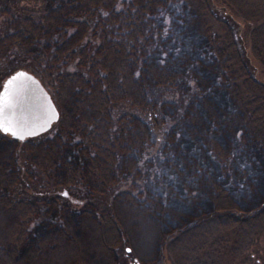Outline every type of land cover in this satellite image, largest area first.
Returning <instances> with one entry per match:
<instances>
[{"label":"trees","instance_id":"16d2710c","mask_svg":"<svg viewBox=\"0 0 264 264\" xmlns=\"http://www.w3.org/2000/svg\"><path fill=\"white\" fill-rule=\"evenodd\" d=\"M15 1L0 0V10L6 8L5 11L8 12ZM165 1L120 0L123 5L116 7V0H40L41 6L37 12L26 9L24 0H19V13H10L5 18L8 24H12V28L4 24L0 30V54L8 49L24 52L25 55L35 51L33 56L38 61L43 56L47 57L46 65L74 60L84 72H56L51 78L54 83L49 93L58 109V118L53 123L50 134H43L46 130L19 141L0 132V264H40L41 259L48 258L49 264H61L73 258L85 264L108 263L107 253L113 250L119 236L123 235L125 222L122 220V211L127 207L124 200L134 199L135 196L127 190L119 191L111 197L109 205L100 207V215L71 213L70 219L60 212L66 219L64 224H44L38 231L32 228L37 221L32 227L29 225V219L36 210L33 201L8 194L19 180V168L15 163L16 147L20 146L28 162L47 179L52 180L54 185L81 181L91 191L105 192L118 179V172L131 165L130 161L122 162L127 147L142 150L144 140L140 139V135L143 130L141 127H145V120L153 127L160 126L162 121L158 116L159 108L164 109L168 104L174 103L162 94L170 90L174 76L165 70H157L153 56L163 52L164 59L157 65L160 69L172 59L170 63L179 68H184L186 63L192 61L183 54V50L187 51L186 47L190 44L182 45L180 40H170L166 44L171 45L172 49L165 46L171 23H178L179 28L176 30L179 31L187 28L192 21L198 27V35L203 36L206 42L205 46L200 47L203 50L194 48L193 51L211 53L209 58L202 57L203 54L200 53L195 57L206 65H217V60L223 67L235 110L241 117L240 120V117H232L233 113L225 115L220 112L223 109L210 108L209 104H205L209 115H212L209 122L214 119L219 125L223 124L219 128L231 140H235L234 131L243 132V126L248 136H254L262 152L258 154L260 152L257 151L256 158L253 156L255 152L251 150V162L240 164L242 169L247 166L249 171L245 174L240 168H236V174L232 176L234 185H247L245 189L234 191L233 195L219 182L208 181L212 187L211 193L207 192L210 203L205 204V207L203 204L206 197L197 201L191 194L184 196L191 208L185 207L180 215L174 216V221L167 219L171 226L165 231L157 232L159 236H156V248L160 253L165 249L172 264H231L235 261H241L242 264H264V258L252 259L251 254L252 246L264 233V86L246 69L232 31L226 22L212 14L206 0H182L194 12H185L183 15L178 11L176 16L170 15L169 24L165 28L167 33L158 40V30L151 26ZM223 1L242 19L258 21L248 30L249 49L264 72V0ZM92 15L98 18L97 23H103V28L109 25L110 34L94 47L82 43L88 28L86 16ZM194 16L196 18L193 19ZM148 61L153 62V65H148ZM196 70L203 73V77L208 74L199 68ZM204 87L208 91V85ZM119 101H126L136 107L146 119L130 112L113 116L110 108ZM187 118L182 122V140L171 134L169 146L179 155L178 158L185 159L186 165L181 162L180 169L186 170L188 165L195 167L199 173L204 166V158L208 159L211 151L198 143L199 139L206 137L200 122L196 121L199 123L197 125L193 118ZM202 121L206 122L205 118L202 117ZM212 128L217 129L216 126ZM211 147L215 154L223 155L220 158H225L215 143ZM245 150H241L243 154L238 151L241 157H246ZM209 160L211 161V157ZM229 166L231 163L222 168L229 172L226 169ZM167 167L174 168L169 161L166 163ZM226 172L224 173L227 174ZM227 176L224 177L227 178L225 181L229 179ZM204 185L207 187L208 184ZM163 192L155 194L167 195V190L163 189ZM52 200L55 203L57 197ZM154 202L156 201L152 204ZM145 204L153 211L152 205L147 201ZM50 206L52 210L67 211L62 204ZM85 215L97 218V221L88 220ZM76 217L80 221L75 220ZM70 220H73L72 224ZM74 222L85 229L92 228L88 241L80 240ZM53 226L56 229L47 228ZM52 232L56 234L50 235ZM50 241L56 242L58 246L48 248L47 243ZM135 242L139 245V240ZM57 248L60 253L55 258L53 254L43 253L45 250H54V253ZM139 249L140 247L137 251ZM141 255L149 256L143 253ZM15 259L24 261L16 263Z\"/></svg>","mask_w":264,"mask_h":264},{"label":"rangeland","instance_id":"374dc122","mask_svg":"<svg viewBox=\"0 0 264 264\" xmlns=\"http://www.w3.org/2000/svg\"><path fill=\"white\" fill-rule=\"evenodd\" d=\"M17 1L19 0L14 2V5L9 8L8 12L5 11L6 8L4 10H0V30H2V26H4V24L12 28V24H8L5 21V18H7L10 13H19L21 7L17 4ZM119 1L120 0H116L115 2L116 7L123 5V2ZM23 3L27 7L26 9L30 8L32 10H36L37 12L41 6L40 0H24ZM206 3L214 16L226 22L227 26L232 31L237 50L246 69L264 86L263 68L261 67L260 63L252 56L249 49L248 39L249 28L258 23V21H247L242 19L223 0H206ZM160 9L159 15L153 19V24L151 26L154 29L157 28L158 40L161 36L164 34L166 35L167 33L165 28L169 24L168 19L170 15L176 16L175 14H177L178 11H180L183 15H185V12H194L187 6L186 3H183L182 0H166ZM101 13L103 16V12ZM184 17L185 16H183V19ZM194 18L196 17L194 16L193 19ZM86 20L88 22V28L82 38V43H86L89 46L94 47L99 44L104 37L110 36L108 33L109 25H105V28H103V23H97L98 18L96 15L86 16ZM194 22L195 21H192L188 24L187 28H183L179 31L176 30L179 28L178 23H171V28L169 30L171 33L168 32L165 39L166 48L172 49L171 45H168V43L166 44V42H169L170 40H180L182 45L185 43L190 44L187 45V47L185 46L187 51L190 52L188 53L187 51L183 50V54L192 61H189L188 64L186 63L184 68L180 67V69L177 65L174 66L170 63L173 60V55L169 58V60L172 59L170 62L168 61L166 65L164 64L165 66H163L161 69L157 68V65L159 64L158 62L164 59V56H162L163 52H161V55L156 54L153 56L154 62L157 63L154 67L157 70H165L174 76L170 90L168 92L165 91L162 93L166 99H170L174 103L168 104L166 108H164L166 110L159 108L158 116L162 121L160 126L153 127L148 124L147 120H145V127L140 126L141 130L143 129L141 131L140 139L144 140L141 146L142 150L139 149V151H137L133 147H127L125 150L126 155L124 156L122 162H125V160L127 162L130 161L131 165L130 167L128 166L129 168H124L122 171L118 172V179L113 184H111L105 192L99 193L91 191L81 181L65 185H54L51 182L52 180L49 178L47 179V177L44 176L42 172H38V170L28 162L21 147H16L15 163L19 168V180L13 191L8 194L13 195L14 197H21L33 201L36 206L35 211L37 212H34L33 216L29 219V225L32 227L36 221L37 224L32 228H36L38 231H40L42 226H45L44 224L50 225L53 222L64 224V220H66L63 218L64 216H61L59 214L60 212L54 213L52 209H50L52 208L50 205H64L67 208V211L61 209L57 210L62 211L66 214L65 216L72 219L70 216L71 213L68 212V210H78L82 208L100 210L101 206L109 205L110 199L113 195L119 191L127 190L132 195H134L135 198L124 200V204L127 207L123 208L122 220L125 222V225L124 229L122 230L123 235L119 236L115 247L118 250H124L126 246L129 247L130 256H135L136 259L143 264H172L167 251L164 249L160 253L159 249L156 248V236H159L157 232H162L165 231V229L170 228L171 225L168 224L167 219L174 221V216L177 214L180 215L185 207L189 206L188 209L191 208V204L185 200L186 197L184 196L191 194V197L197 201H199L201 198L203 199V197H206V201L203 204V207H205V204L208 202L210 203V201H208L209 199H207L209 198L207 197V192L211 193L210 191L212 186L209 185V183L219 182L229 190L228 192H232V194L234 191L243 190L246 188L247 185L244 187L237 184L234 185L233 180H231L232 176L236 174V168H240L246 174L247 171H249V168L246 166L245 169H242L240 164L251 162L252 157L250 159L249 156L251 150L255 152L253 156L257 158L256 153L259 151L260 153L258 154H261L262 148L254 139V136L251 138L246 134V128L243 126H241L243 132L240 133L239 131L237 133L238 130L234 131L236 133V137L235 140L234 138L231 140L230 138H226L225 133H223L219 128L223 127V124L219 125L220 123L213 121L214 119H211L212 121L209 122V119L212 115H209L205 104H209L210 108L218 107L223 109L220 110V112L225 115H231L232 113V117H240V115L235 110V106L231 97V91L228 88V78L225 76L223 67L219 65L217 60V65L216 63L213 65H206L202 63L203 61L198 59V57H195L197 53H200L203 54L201 55L202 57L205 56L204 58H209L211 53L206 54L203 51H193L194 48L202 49L200 47L206 45L205 39L202 38L203 36L201 37L198 35V27ZM34 52L32 54L28 53L26 55L24 52H20L15 49H8L2 52L0 54V84L3 77L8 72L17 67H23L31 70L40 78V81L43 83L46 89H48V91L51 90L52 83H54L51 81V78H53V75L56 72L74 70L84 72V69L77 66L74 60L65 63L57 62V65L56 63L46 65L47 57L43 56L40 61H38L36 56H33ZM154 52L155 50L153 53ZM156 52L159 53V51ZM148 65H153V62L148 61ZM195 66L196 68L208 73L206 74L207 76H205L206 78L202 76L203 73L201 74L196 70ZM206 84L208 85V91L204 87ZM212 94H215L216 97ZM198 95L202 96L197 97ZM224 102L226 105H224ZM218 108H215V110H218ZM110 110L113 116H116L121 112H130L146 119V117L136 107L130 105L126 101H119L115 103L110 108ZM189 116L194 119L193 122L195 124L199 125V123L196 122L198 121L202 125L200 126L204 128L206 137L205 139H199L198 143L201 145V147L205 145V149H209L211 151L208 155V159L204 158V166L199 170V173L196 172L195 167H190L188 165L185 168L186 170L180 169L181 162L186 165L185 159L184 157H181V159L178 158L179 155L173 151L172 146H169L170 141H172L169 139L171 134L173 136L176 135L177 139L182 138V122L187 120V117ZM202 117L205 118L206 122L202 121ZM239 119L241 120V117ZM212 126H216L217 129H213ZM52 127L53 125L43 134H50ZM186 131L190 134L189 130ZM241 135L242 137H240ZM225 140L230 141L226 144ZM221 142L226 145L222 144ZM213 143H215L218 148L221 149V152H223L225 158H220L219 156L223 157L222 154L218 155L212 151L211 146H213ZM243 148L246 149V153H244L246 157H241V155H239V152L242 153L241 150ZM184 150L186 151V149ZM209 157H211V161L209 160ZM164 159L168 160L165 162ZM168 161L170 164H173L175 169H170L168 167L166 168V163ZM230 163L231 166L226 168L229 172H226L222 166H225V164L229 165ZM238 164L240 167H238ZM116 165L117 164L115 161V172L117 171ZM254 167L255 165L253 163L252 168L254 169ZM189 168L191 169L188 170ZM192 171L194 172L192 173ZM226 176L229 177L228 181H225L227 178L224 177ZM163 180L165 183H163ZM208 181L210 182L208 183ZM248 182L250 184L252 183L250 179ZM204 183L208 184L207 187H205ZM195 184H197L196 187H194ZM190 185L192 186L190 187ZM163 186H165V188ZM163 189L167 190V195L162 194L157 196L155 194L164 193ZM203 189L205 191H202ZM62 190H65L64 194L62 193ZM54 197H57L55 203L52 200ZM137 198H139L141 201H139ZM146 201L150 206L152 205L153 211H150V207L145 204ZM153 201H156L153 203L154 205L152 204ZM262 203H264V200ZM47 207L50 211L43 213V210H45ZM242 207H244V205ZM246 207L247 206H245V208ZM188 216L190 217L191 214ZM85 218L88 220L94 219L97 221V218H93L89 215H85ZM75 220L80 221V219H77V217ZM72 221L73 220H70L69 222L72 224ZM75 222L77 223V221ZM76 223L75 230L80 236V240L83 242L88 241V237L90 236L91 238L92 235V228L90 230L89 227L85 229L82 225H77ZM0 227H2V225H0ZM49 234L54 235L56 232ZM135 240H139V245L135 242ZM53 242L54 241H50L47 244L51 246ZM139 247L140 251H137V248ZM59 253L60 249L57 248L53 254V258L59 255ZM142 253L149 254V256L147 257V255H145L146 257H143V255H141ZM251 254L252 259L255 257L264 258V233L257 239L255 245L252 246ZM107 255L109 259L106 261L108 262L106 264H119L113 255V250L109 254L107 253ZM15 260L16 263H21L24 261V259ZM44 261L41 262L40 260V264H42ZM231 264L242 263L241 261H235Z\"/></svg>","mask_w":264,"mask_h":264},{"label":"water","instance_id":"95a60500","mask_svg":"<svg viewBox=\"0 0 264 264\" xmlns=\"http://www.w3.org/2000/svg\"><path fill=\"white\" fill-rule=\"evenodd\" d=\"M57 117L58 110L49 91L32 71L17 67L3 77L0 84L2 133L22 139L46 130Z\"/></svg>","mask_w":264,"mask_h":264},{"label":"flooded vegetation","instance_id":"af4514ba","mask_svg":"<svg viewBox=\"0 0 264 264\" xmlns=\"http://www.w3.org/2000/svg\"><path fill=\"white\" fill-rule=\"evenodd\" d=\"M55 104V103H54ZM56 106V105H55ZM58 110V109H57ZM58 118V117H57ZM53 123L54 122H52L51 124H50V126L46 129V130H48L52 125H53ZM46 130H43V131H41V132H38V133H36V134H33V135H28V136H25L24 138H22V139H25V138H28V137H34V136H37V135H39V134H41L42 132H44V131H46ZM1 132V131H0ZM2 133V132H1ZM3 134H7L9 137H11V138H14V139H16V140H22V139H19V138H16V137H13V136H11L10 134H8V133H3ZM50 210L49 209H45V210H43V213H46V212H49ZM54 213H59V212H62V211H59V210H52ZM35 212H37V211H35ZM68 212H70V213H73V214H77V213H84V214H89V215H100L101 213H102V211L101 210H93V209H78V210H68ZM47 228H49V229H56V227H54L53 226V228H51V227H47ZM48 246V245H47ZM54 246L55 247H57L58 246V244H56V242H53L52 244H51V246H48V248L49 247H51V248H54ZM116 246V245H115ZM114 246V247H115ZM53 251L54 250H52V252H50V250H45V251H43V253L44 254H47V255H50V254H54L53 253ZM130 248L129 247H125L124 248V250H118L116 247L115 248H113V255H114V257L116 258V261H117V263H119V264H143V263H141V262H139L137 259H136V257L135 256H130ZM130 256V257H129ZM42 261H44V259H41V262ZM50 261L49 260V258L48 259H46L42 264H44V263H47V264H49L48 262ZM55 261V260H54ZM61 264H85V263H83L82 261H77V260H75L74 258L73 259H70V260H66V261H64L63 263H61Z\"/></svg>","mask_w":264,"mask_h":264},{"label":"snow or ice","instance_id":"6c2138e0","mask_svg":"<svg viewBox=\"0 0 264 264\" xmlns=\"http://www.w3.org/2000/svg\"><path fill=\"white\" fill-rule=\"evenodd\" d=\"M2 130L5 131V132L9 131L8 128H3ZM13 135H15V133H13Z\"/></svg>","mask_w":264,"mask_h":264}]
</instances>
